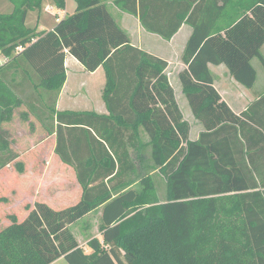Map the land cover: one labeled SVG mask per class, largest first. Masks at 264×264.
Listing matches in <instances>:
<instances>
[{
    "label": "trees",
    "instance_id": "1",
    "mask_svg": "<svg viewBox=\"0 0 264 264\" xmlns=\"http://www.w3.org/2000/svg\"><path fill=\"white\" fill-rule=\"evenodd\" d=\"M8 1L11 11L0 12V52L8 58L0 64V169L17 158L3 124L26 103L20 92L30 84L55 123L54 152L75 168L82 193L65 209L35 202L21 220L8 215L0 264H264V94L237 115L209 69L223 64L253 86L251 60L264 66V0H114L164 40L191 27L178 79L203 127L195 139L167 61L133 45L102 0H85L38 33L26 19L43 0ZM50 1L65 8V0ZM67 54L89 72L103 69L106 114L56 109ZM153 173L166 180L163 201ZM97 209L101 239L89 238L87 252L71 225Z\"/></svg>",
    "mask_w": 264,
    "mask_h": 264
},
{
    "label": "crops",
    "instance_id": "2",
    "mask_svg": "<svg viewBox=\"0 0 264 264\" xmlns=\"http://www.w3.org/2000/svg\"><path fill=\"white\" fill-rule=\"evenodd\" d=\"M102 1L104 3H106L107 6H109L108 3L110 0H102ZM111 1L113 3V6L115 8H118L114 4V0H111ZM120 11L118 12L116 10V12H115L116 16L115 17L118 19V23H120L121 27L124 29H127L128 32L131 29H133L132 32L135 31L136 33L139 34V37H138L139 40L138 41L136 40V42H134L131 40L130 34L128 33L130 40H131V43L133 45L138 46L139 48H142L143 50H145L151 54H154V55L166 60L167 64H168L167 68H166V73L169 77L170 73H169L168 69L170 68V65L172 64V61H171L172 59L170 56H163L162 54H160L159 51L156 49V46L162 44V46H165L169 49H172L173 45L178 42L180 44V51L182 54L185 43H186V41H187V39L191 33V27L188 24L184 23L181 25L179 30L173 35V37L170 40H164L156 34L145 31L141 27V25L139 24L138 17L131 15V14H128V13H125L122 10H120ZM119 17H121L123 20H128L129 17L130 18L133 17V18H135L136 21L131 25L130 28H128L127 24L126 25L121 24ZM58 19L59 18H57V20ZM41 20H42V18L37 16L36 21H35V25H38V23ZM51 28H53V25L51 26ZM144 36H146L147 38H150L154 42L153 48H146L143 46ZM179 62H180V63H178L179 67L177 69L178 71H176L177 72L176 73L177 80H179L178 79V72L181 71L182 69L186 68L185 64H183L181 62V60ZM212 66H222V68H224V69H223V71H221L219 73H215L214 71H212V68H211ZM64 67H65L66 79H65L63 87H62V89L58 95V98L56 101V109L57 110H72V111H76V110L77 111H86L87 110V111H95V112L100 113V114H106L107 109H106L105 103L103 102L102 99L99 101L98 100L92 101L89 99L90 96H92V91H93V89H91V87H92L91 86V78L93 76H95L96 74H98V72H100V70H103V69L101 67H99L93 72L86 71L83 68V66L73 56H71L69 54H67L65 57ZM209 69L211 72V76L213 78L212 79L213 86L216 88V90L220 94L221 98L227 103L229 108L237 115H239L243 110H245L246 107L249 105V103L252 102L256 96H258L260 94H264V91L263 92L255 91L254 96H251L250 99L246 100L244 98L245 91H243L239 87H236L235 85H233V81H232L233 77H231V75L229 74L228 69L226 68L225 65H223V64H218V65L209 64ZM83 72H85L84 77L86 80L82 79L83 78V75H82ZM20 78H21V75H20L18 80H20ZM100 79H101V84H102V88H103L105 80H102V75H100ZM169 80H170V83H171V85L174 89V92H175L176 88L172 84L170 77H169ZM234 82H236V81L234 80ZM215 84H218V86L216 87ZM223 85L225 86V88L229 87L230 90L232 87L236 91L235 93H232L234 95V98L225 95L226 91H225V88ZM243 88L245 90V87H243ZM221 89H223V90H221ZM241 91H242V94H240ZM243 100H246L245 104H243ZM178 105H179V103H178ZM179 107L181 109L180 105H179ZM181 111H182V109H181ZM182 114H183V111H182ZM183 117H184V115H183ZM31 120L32 119H29L28 117L26 120H22L21 118L15 119V117L13 116V118L10 122L3 124V128L8 132L9 139L11 141L13 140V142H11V149L17 154V158L15 160H13L11 163H9L8 165H6L5 167L0 169V198L5 199L3 201L0 200V221L3 222V223H1L2 226H0V228L8 223V221L5 220V218L4 219H2V218L8 214H12V211H13V209H12L13 208L12 197L14 198L16 203H18V204L20 202H22V199H27L29 196L31 197V201H33V202L38 197V192H36L37 189H36L34 194L32 193L33 192L32 189L37 188V183L38 184L40 183L39 182L40 175L36 174V170L38 169V167L34 168L35 162H37V165H39L40 168H42V172L49 170V166L51 165V168H52L53 164H54V167L52 169L55 172L59 173L58 179H64L65 178L64 174L66 172H69V173L72 172L75 175V168L70 164H66V163L62 162L60 160L59 156L54 152L55 146H56V136H55V133L50 134L49 130L52 129L53 127H55V123L53 125H51V127L47 128L48 131L46 134H44V133L38 134L37 133L36 137H40V138L45 137V139L41 140V142L36 144L37 140H35V138L33 136L34 132H32V131L30 132L28 129L29 123H31V122L33 123V121H31ZM185 120H187V119H185ZM187 121L189 122V120H187ZM33 125L30 127L33 128ZM200 126L201 127H200V130L198 131V134L203 129L202 125H200ZM44 140H49L48 146L45 147L46 149L45 148L41 149L40 143H42V141H44ZM33 156H35V158H33ZM16 163H21L20 164V165H22L21 171L17 170ZM27 163H31L33 165V167L31 166L29 168L27 166ZM28 170L30 172L29 176H27ZM30 176L33 180L32 181L33 185L31 184L33 187L31 188L32 191L28 192L27 191L28 185L26 184V182H28L27 179ZM55 189H57V190H55L54 195L48 196L47 198H43L40 202H44L52 208H54V206H55L54 204H60V203H65V202H70V204H75L80 199L81 193H82L81 187L76 180V175L74 177V180L71 182L70 187L61 188V187L55 186ZM32 205H34V204H32ZM32 205H30L29 207H32ZM27 212H28V210L25 208L23 210L24 214L22 213L23 216L22 217L16 216L17 219H19V220L23 219L26 216Z\"/></svg>",
    "mask_w": 264,
    "mask_h": 264
},
{
    "label": "rangeland",
    "instance_id": "3",
    "mask_svg": "<svg viewBox=\"0 0 264 264\" xmlns=\"http://www.w3.org/2000/svg\"><path fill=\"white\" fill-rule=\"evenodd\" d=\"M83 2H85V0H65V8L63 10H61V9H57L54 5H52V2L50 0H43L42 5H41L39 10L28 12L26 24L29 26H35L36 18H37V16H39L40 18H42V20L38 23V25H36L35 31L38 33L40 31L48 30L51 28L52 25L54 26V24H56L57 18H62L66 14L73 13L76 10L77 5L80 3H83ZM108 4H109V6H108L109 11L111 12V14L115 18V20L118 22V19L115 17L116 16L115 12H116V10L119 12L120 10L113 6V3L111 0L109 1ZM11 9H12V5L8 0H0V12L6 13V12L11 11ZM119 18H120L119 20H120L121 24H123V25L127 24L128 28H130L131 25L136 21L135 18H133V17H131V18L129 17L128 20H123L121 17H119ZM118 24L120 25V23H118ZM124 30H126V32L130 34L132 41L136 42V40L137 41L139 40V38H138L139 34L136 33L135 31L132 32L133 29H131L129 32L127 31V29H124ZM143 39H144V42H143L144 47L153 48L154 42L150 38H147L146 36H144ZM156 49L163 56H170L172 59L171 60L172 64L170 65V68L168 69V71L170 73L169 77L171 78L172 84L176 88L175 97H176L177 102L181 106L184 118L189 120V122L191 124L190 138L195 139V137H197V135H198V131L200 130L201 124H199L194 119V117L192 116L191 108L187 102V99H186L184 93L181 90V84H180L179 80H177V76H176V73H177L176 71H178L177 69L179 67L178 63H180L179 61L181 60L180 44L178 42L175 43L173 45L172 49H169L165 46H162V44H160V45L156 46ZM260 51H261L260 53H261L262 57L264 58V44L261 47ZM3 61H4V56L0 52V64H2ZM214 65H218V64H214ZM251 65H252L253 69L255 70V81H254L253 86L251 88H245V90H244V88H243L244 86L242 87V85L240 83H238L236 80L235 81L237 83L234 82V80H233L234 78L232 79L233 85H235L236 87H239L241 90L245 91L246 94L244 93V95H245L244 98L246 100L250 99L251 96H254L255 91H260V92L264 91V66L262 64L261 59H259L257 57L253 58L251 60ZM211 68H212V71H214L215 73H219V72L223 71V69H224V68H222V66H212ZM84 73L85 72L82 73V75H83L82 79L86 80L84 77L85 76ZM100 75H102V80H105V74H104L103 70H100V72H98V74H96L95 76H93L91 78V86H92L91 89H93V91H92V96H90L89 99L92 101H96V100L99 101L102 99L101 98L102 84H101ZM15 77H16L15 79L18 80L20 77L19 73ZM215 86L217 87L218 84H215ZM224 88H225V86H224ZM221 90H223V89H221ZM225 91H226L225 95L234 98V95L232 93H235L236 91L232 87H231V90L229 89V87H226ZM43 92H45L47 94L46 91L43 90ZM20 94L22 95V98L25 99L26 103L22 104L19 108H17L15 110L14 117H15V119H19L21 111H27L28 118L32 119L31 121H33V123L32 122L29 123L28 129L30 132L31 131L34 132L33 136H34L35 140H37L36 141V144H37V143L41 142V140L45 139V137H41V138L36 137L37 133L38 134H43V133L46 134L48 131L47 128L51 127V125H53L54 122L50 118L49 119L47 118L49 111L46 107H44L42 105L43 102L42 103L39 102V97L37 96V92L30 86V84L29 85L27 84V88L26 89L24 88L23 92L22 93L20 92ZM240 94H242V91ZM246 100H243V104L246 103ZM46 101H48V100H46ZM31 107H33V109H31ZM32 125H33V128L30 127ZM48 141L49 140L42 141V143H40V148L43 149V148L47 147ZM11 142H13V140ZM33 158H35V156H33ZM27 166L29 168L31 166L33 167V165L31 163H27ZM37 167H38V169L36 170V174L40 175V180H39L40 183L39 184L37 183V188L32 189L33 190L32 193L34 194L36 189H37L36 192H38V197L36 198V200L34 202L31 201L30 196L27 199H22V202L19 203L20 205L18 203H16V201L12 197V201H13L12 214L16 215L17 217H20V216L22 217L23 216L22 215L23 210L25 208L27 209V207L34 204L35 202H40L43 198H47L48 196L54 195L55 190H57V189H55V186H58L61 188L70 187V184L74 180V177H75L74 173L66 172L64 174L65 175L64 179H58L59 173L55 172L52 169L54 167V164H53L52 168L50 165L49 170L43 171V172H42V168H40V166L37 165V162H35L34 168H37ZM29 174H30V172L28 170L27 176H29ZM27 180H28V182H26V184L28 185L27 191L30 192V191H32L31 188L33 187L32 186L33 180L31 178V176ZM153 180H154L155 185H156V191H157L159 201L165 200L166 194H167V187H166L165 178L159 173H153ZM139 187L140 186L138 183H135L133 185L134 189H138ZM54 205L55 206L53 209L60 210V209H65V208L71 206L72 204H70V202H65V203L54 204ZM8 215H10V214H8ZM8 215L3 217L2 219L5 218V220L8 221ZM1 223H3V222L0 221V226H2ZM99 224H100V209H97L94 212H92L91 214L86 215L81 221H78V222L74 223L73 225H71L72 233L77 238L80 245H82L84 247L85 251H87V252H90V249L87 246V241L89 238L97 237L98 239H101V235L98 232ZM55 264H67V263L63 260V258H59L55 261Z\"/></svg>",
    "mask_w": 264,
    "mask_h": 264
},
{
    "label": "built area",
    "instance_id": "4",
    "mask_svg": "<svg viewBox=\"0 0 264 264\" xmlns=\"http://www.w3.org/2000/svg\"><path fill=\"white\" fill-rule=\"evenodd\" d=\"M21 49H22V47H17L16 51H20ZM7 60H8V58L4 56V61L2 63H4Z\"/></svg>",
    "mask_w": 264,
    "mask_h": 264
}]
</instances>
